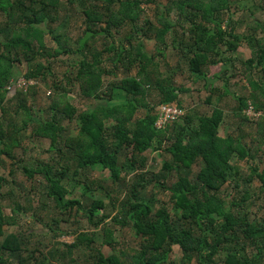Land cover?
<instances>
[{"label":"trees","instance_id":"trees-1","mask_svg":"<svg viewBox=\"0 0 264 264\" xmlns=\"http://www.w3.org/2000/svg\"><path fill=\"white\" fill-rule=\"evenodd\" d=\"M78 1L83 27L73 38L66 29L57 33L52 27V23H66L67 2L73 0H0V169L12 178L18 172L29 179L36 174L43 177L45 194L54 201L56 225L69 221L73 212L83 213L93 226L106 224L109 218L102 238L111 252L106 255L92 245L93 237L86 232L66 243V251L57 246L47 251L37 246L30 249L24 232H6V225H16V216L5 213L0 204V264H57L67 255L69 259L62 264H264V202H246L251 197L248 185L255 177L264 191V163L260 164L264 157V21L252 16L245 31L237 32L239 19L231 16L232 0H166L154 20L142 5L153 0ZM259 7L264 15V6ZM175 9L178 17L170 20ZM42 24L57 44L54 48L33 41L43 31L38 29ZM186 24L188 34H180L178 27ZM127 27L129 32L116 43L114 33L121 34ZM169 33L180 63L205 80L210 87L206 101L210 103L215 95L217 105L209 113L193 116L187 112L183 121L157 128V105L180 103L178 94L187 91L175 84L174 74L164 75L166 70L157 60L167 56ZM153 37L156 52L147 54L143 39ZM244 40L251 46L250 57L236 60L226 55ZM98 45L100 51L92 53ZM74 53L81 57L69 64L72 70L65 71V84L53 80L48 114L41 117L32 101L38 93L37 78L51 74L52 59ZM24 63L23 76L38 82L26 90H8L17 65ZM235 63L241 64L236 74L231 72ZM119 65L125 70L121 77L114 70ZM213 67L218 69L208 79ZM134 68L136 73L131 74ZM238 74L248 82V92L233 94L227 102V81ZM106 75L114 78L105 83ZM217 78L225 79L223 87L210 82ZM68 83L77 84L81 95L96 103L79 110L68 99ZM154 95L156 101L150 99ZM227 103L235 118L253 123L249 131L220 133ZM249 106L255 115L247 114ZM140 109L144 115L138 117ZM28 128L32 135L50 140L48 151L53 154L47 163L32 166L17 154V148L26 151L22 137ZM148 149L170 156L159 172L146 166ZM233 157L251 162L247 175L242 176ZM196 164L199 169L194 171ZM97 167L109 171V179L116 184L113 193L96 194L103 189L101 180L92 176ZM9 181L0 172V198ZM227 182L236 195L224 194ZM151 186L159 194L168 193L172 205L168 207L153 194L145 197ZM114 194L121 195L115 199ZM253 206L261 215L253 214ZM112 224L130 225L140 238L138 245L120 246ZM81 245L90 251L86 262L72 253ZM175 245L181 251L178 260L171 258Z\"/></svg>","mask_w":264,"mask_h":264},{"label":"rangeland","instance_id":"rangeland-1","mask_svg":"<svg viewBox=\"0 0 264 264\" xmlns=\"http://www.w3.org/2000/svg\"><path fill=\"white\" fill-rule=\"evenodd\" d=\"M166 3V0H153L152 2H145L142 5L145 9V14L151 19L154 20L156 13L158 12V9L161 8ZM233 3V12L232 18L233 19H239V23L236 25V31L241 33L244 32L247 28V25L249 23V18L253 16L254 18L261 19L264 21V15H262L261 7L257 9L256 7L259 6V4H262L264 6V0H254L252 3H246L244 1H237L235 2L232 0ZM68 4V10H67V20L66 23L63 25L61 22L58 23H52V27L54 28V32H62L64 29L71 34L73 38H76L82 31V6L79 3L78 0H73V2H67ZM247 5V6H246ZM235 7V8H234ZM254 12L252 15L251 13ZM178 17V12L175 9L171 15L169 16L170 20H176ZM227 17V16H226ZM252 17V18H253ZM188 24L185 25L184 28L178 27V31L180 34L183 32H186V35L188 34L187 28ZM39 30V36L34 39L33 41L35 43L44 42L48 47H55L57 44L52 38L51 33L48 32L47 27H45L44 24L40 25ZM125 32V34H124ZM120 33H114V35L117 37V42L122 41L124 39V36L129 32V27H127V30ZM172 33L167 34L166 36V43L167 46L165 47V53L166 58L157 57V60H159L162 64V70H166L164 72V75H171L174 74V81L175 84L179 86H183V89H187L185 92H180L178 94V98H180V103L178 101H173L174 103H177L180 107H183L185 109V114L183 115V118H181L178 121L175 122H181L183 121L185 115L190 113L191 115L195 116L196 114H204L209 113L211 111V108L216 104V97L215 95L212 98V101L210 103H207L206 98L207 94H209V90L205 87L201 86L203 83V80L197 79L195 75H192L188 71L187 64L183 62L180 63L179 59V53L178 50L174 48V45H172ZM144 49L147 54H152L156 52V39L153 38H144ZM238 47V49L234 52L227 53L226 55L232 56V59H246L251 56V46L247 44V42L244 40ZM76 45V44H75ZM164 46V45H162ZM102 47L100 45L95 46L93 48L92 53H98ZM224 55V54H223ZM62 57V58H60ZM56 59H52L51 62V74H46V78H37L39 81L38 86V93L35 96V98L32 99L34 101V109L35 111L41 116L45 117L47 115V106L50 102V95L48 93V90H51L52 93L54 92V85L53 80H56L57 82H64L65 84L67 81L63 75H65V71L72 70L69 67V64L71 62L78 60L81 56L78 54H68V55H62ZM41 62H46L44 59H41ZM166 62L169 64L166 65ZM46 64V63H44ZM236 66H234L231 69V72L233 71L234 74L238 73L239 66H241L240 63H235ZM230 66V65H229ZM119 69L114 68L116 74L118 77H121L124 75V69L122 66H118ZM215 68V67H213ZM27 70V64H21L17 65L15 74H14V80H17L20 76L25 74ZM208 72H211L210 69ZM131 74L136 73V68H134L131 72ZM114 77L112 75H106L104 76L105 83L108 82V80H112ZM216 81H210L213 82V85H224L223 78H217ZM227 89L229 90V94L224 98L227 100V102H231L232 95H242L244 93L248 92L249 84L248 82L242 77V75H233L229 78L227 81ZM196 86V87H195ZM66 87L69 90L68 93V99L69 101L75 105L79 110L87 109L91 106H93L96 101L93 99L87 98L83 95H81L78 85L73 83H68ZM209 88V86H208ZM152 101L157 100V96L154 95L150 98ZM230 103L225 104V120L224 123L221 126L220 133L222 135H225L227 133H235L240 134L241 130L243 129L246 131H249L253 123L250 121H239L237 118L233 116L232 111L229 109ZM155 112V109H154ZM144 115V110L140 109L137 112V116ZM234 117V118H233ZM173 123V122H171ZM169 124V123H168ZM71 126L76 127V123L71 124ZM73 127V128H74ZM22 146L26 149L24 152L23 148H17V154L21 155V157L24 159V163L31 164L32 166L36 163H47L51 156L52 152H49V146H50V140L48 138L34 136L31 134V128H28L23 137H22ZM264 152V145L262 147ZM130 150V149H129ZM145 155L148 157L147 160V168L152 172H159L162 163L169 159V154L162 150H152L148 149L145 152ZM233 162H235L240 168L242 176L247 175L249 173V165L251 162H247L245 160H238L236 157H233ZM264 163V157L263 161L260 163ZM199 169V165H194L193 170L196 171ZM0 172L2 175L6 176L10 181L9 184H7L5 187L2 188V197L0 198V204L4 208L5 213L12 214L15 213L16 216V225L8 226L6 225V232H10L13 230H21L26 235L27 239L29 240V248L32 249L33 247L37 246L39 250L41 251H47L52 246H57L61 250L66 251V243H71L74 241V237L80 233V232H86L88 235L93 237V243L92 245L97 246L102 250L104 254H109L111 252V248L103 243V227L108 224L109 218H106L105 223H102L98 226L91 225L87 219L85 218L84 214L79 212L77 214H74V212L71 214L69 221H59L56 225L55 222L52 221V216L54 214L53 206L54 201L51 198H48L45 194V190L43 187L42 182L43 177H41L39 174H36L34 178H27L25 174L17 173L16 178L9 177L7 174V170L4 168L0 169ZM109 171L108 170H102L99 167L95 168L93 170V177L95 179L101 180L103 184V189L106 188L107 190H98L96 194L98 195H104L106 193H109L111 190L113 193V190L116 188V184L112 183V181L109 179ZM173 179V178H172ZM246 186L242 184L240 186V189H244ZM78 191L79 188L77 189ZM109 190V191H108ZM248 190L251 194V197L246 201L247 203L251 201L252 199L256 202L257 205H261L264 202V191L262 189L261 183L257 177H255L248 185ZM159 191L157 187L151 186L148 187L145 193L143 195L145 197L149 196H155L159 199H161L163 202L166 203V205L169 207L171 206V201L169 200L168 193L166 194H159ZM222 191L224 194H226L228 197L233 194L236 195L235 191L233 190L232 184L227 182L223 187ZM121 194H114L113 198H117ZM229 201V198H226ZM227 201V203H228ZM106 202H108V199L106 198ZM18 204L19 207L16 205ZM257 207L254 208L253 206V214L261 215L256 210ZM256 210V211H255ZM108 212L114 213L115 210L112 208L107 209ZM104 225V226H103ZM50 226H52L53 231L50 230ZM114 226V239L119 242L120 246H137L140 238L134 233L133 228L128 225L125 227L120 226L119 224H112ZM3 237H0V240ZM39 242V243H38ZM73 256L75 258H78L80 261L83 260L86 262L89 257L90 251L86 248V246L81 245L76 247L73 250ZM36 255H40V252H35ZM181 255L180 248L178 246L173 247V251L171 254V258L174 260H178ZM41 256V255H40ZM69 259V256H65L64 260H59L57 264H62V262L67 261Z\"/></svg>","mask_w":264,"mask_h":264},{"label":"built area","instance_id":"built-area-1","mask_svg":"<svg viewBox=\"0 0 264 264\" xmlns=\"http://www.w3.org/2000/svg\"><path fill=\"white\" fill-rule=\"evenodd\" d=\"M38 81L33 78H26L23 75L20 76L17 80L11 79L7 84V89L14 91L17 89L26 90L30 85L37 83ZM185 109L180 107L177 103L167 102L157 105L155 109L156 120L155 126L157 128H162L168 123L175 122L183 118L185 114ZM248 115H255L256 113L252 110L251 106L247 108Z\"/></svg>","mask_w":264,"mask_h":264},{"label":"crops","instance_id":"crops-1","mask_svg":"<svg viewBox=\"0 0 264 264\" xmlns=\"http://www.w3.org/2000/svg\"><path fill=\"white\" fill-rule=\"evenodd\" d=\"M217 67H215V68H212V69H210V71L211 72H207V78L208 79H211V78H213L214 76V73L217 71ZM204 80V79H203ZM216 80H218V79H214L213 81H216ZM204 82H205V80L203 81V83L201 84V86H203V87H205V88H208V86H206V84H204ZM221 84H219V85H214V86H216V87H223V85L222 86H220ZM196 87V86H195ZM210 88V87H209Z\"/></svg>","mask_w":264,"mask_h":264}]
</instances>
